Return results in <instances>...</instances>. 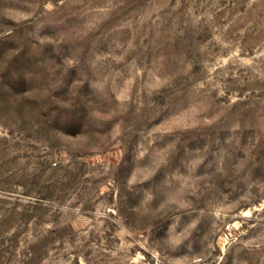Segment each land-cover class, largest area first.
I'll return each instance as SVG.
<instances>
[{
	"label": "rangeland",
	"instance_id": "obj_1",
	"mask_svg": "<svg viewBox=\"0 0 264 264\" xmlns=\"http://www.w3.org/2000/svg\"><path fill=\"white\" fill-rule=\"evenodd\" d=\"M0 264H264V0H0Z\"/></svg>",
	"mask_w": 264,
	"mask_h": 264
}]
</instances>
